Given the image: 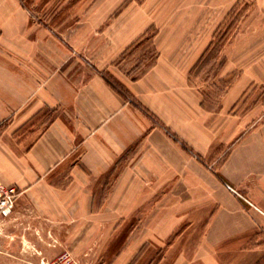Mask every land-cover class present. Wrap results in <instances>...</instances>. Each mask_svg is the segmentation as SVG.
<instances>
[{
    "label": "crops",
    "instance_id": "1",
    "mask_svg": "<svg viewBox=\"0 0 264 264\" xmlns=\"http://www.w3.org/2000/svg\"><path fill=\"white\" fill-rule=\"evenodd\" d=\"M152 6L0 0V179L21 191L16 206L33 201L45 213L117 218L114 226L118 218H148L139 232L146 239H131L115 264H264V198L235 191L258 211L240 225H215L218 211L185 206L201 199L192 187L218 188L202 177L196 155L202 109L188 73L200 43L191 50L185 34L165 28L139 77L122 67L148 27L163 21L149 14ZM242 168L250 174L249 164ZM228 199L239 205L234 194ZM155 233L160 241L148 235ZM141 249L153 250L140 256Z\"/></svg>",
    "mask_w": 264,
    "mask_h": 264
},
{
    "label": "rangeland",
    "instance_id": "2",
    "mask_svg": "<svg viewBox=\"0 0 264 264\" xmlns=\"http://www.w3.org/2000/svg\"><path fill=\"white\" fill-rule=\"evenodd\" d=\"M143 1L123 0V7ZM149 14L162 23L148 27L122 67H134L129 74L139 77L155 60L153 40L165 28L175 36L185 34L191 50L200 43L201 55L188 73L202 109V151L196 155L202 177L215 178L218 188L192 187L193 198L201 199L185 206L200 205L203 214L218 211L215 225L243 224L247 213L257 210L240 195L253 202L264 198V0H153ZM243 164L250 165L249 175H242ZM212 191L218 200L209 198ZM230 194L239 205L229 201ZM22 203L0 220V264H115L131 239H146L139 233L149 220L144 216L118 218L114 226L117 218H73L64 210L46 214L33 201ZM226 204L243 213H230ZM209 219L204 217V225ZM148 235L160 241L158 234Z\"/></svg>",
    "mask_w": 264,
    "mask_h": 264
},
{
    "label": "built area",
    "instance_id": "3",
    "mask_svg": "<svg viewBox=\"0 0 264 264\" xmlns=\"http://www.w3.org/2000/svg\"><path fill=\"white\" fill-rule=\"evenodd\" d=\"M227 187L234 190L230 184ZM21 191L13 184H5L0 179V220L10 217L15 209Z\"/></svg>",
    "mask_w": 264,
    "mask_h": 264
},
{
    "label": "trees",
    "instance_id": "4",
    "mask_svg": "<svg viewBox=\"0 0 264 264\" xmlns=\"http://www.w3.org/2000/svg\"><path fill=\"white\" fill-rule=\"evenodd\" d=\"M105 79L111 86L126 95V91L120 85H118L116 82L111 81L109 78H107V76L105 77Z\"/></svg>",
    "mask_w": 264,
    "mask_h": 264
}]
</instances>
